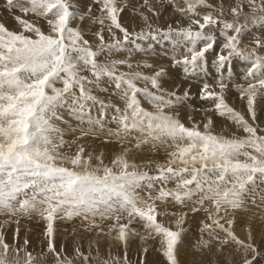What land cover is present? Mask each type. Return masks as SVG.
Masks as SVG:
<instances>
[{
    "label": "snow or ice",
    "instance_id": "6c2138e0",
    "mask_svg": "<svg viewBox=\"0 0 264 264\" xmlns=\"http://www.w3.org/2000/svg\"><path fill=\"white\" fill-rule=\"evenodd\" d=\"M5 7L21 15L19 30L0 23V264H147L150 241L160 264H264V0ZM169 8L179 19L161 25ZM155 45L165 47L167 66L133 60ZM233 91L242 110L228 102ZM185 106L203 119L189 115L186 125L176 111ZM65 110L79 122L71 140L56 124ZM217 118L226 121L219 132ZM89 138L118 147L109 157ZM161 149L163 160L135 159ZM22 220L43 224L40 252L27 235L20 242ZM61 223L74 227L57 246Z\"/></svg>",
    "mask_w": 264,
    "mask_h": 264
},
{
    "label": "rangeland",
    "instance_id": "374dc122",
    "mask_svg": "<svg viewBox=\"0 0 264 264\" xmlns=\"http://www.w3.org/2000/svg\"><path fill=\"white\" fill-rule=\"evenodd\" d=\"M3 1V2H2ZM2 2V3H1ZM212 2H214V3H217L218 2V0H212ZM225 2H226V4L228 3V0H225ZM172 11V9L171 8H169L167 11H165V13H164V15L160 18V20L158 21L161 25H165V23L167 24V21L170 19V20H173V21H175L176 19H178L179 18V16L177 17L176 16V18H175V16H173L172 15V13H170ZM168 13V14H167ZM14 15H21V13H19L18 11H14V12H9L7 9H6V7H5V0H0V23H4L5 24V26L6 27H8L10 30H19V28H18V25H17V23H16V21L14 20ZM124 16H125V14H124ZM169 16V17H168ZM167 17V18H166ZM173 17V18H172ZM29 19H31V17H28ZM154 23H156L157 21H153ZM162 22V23H161ZM174 24V23H173ZM262 33V34H261ZM260 34V37L261 36H263V37H261V38H264V33L263 32H260L259 33ZM250 36V37H249ZM252 36V37H251ZM247 37V38H246ZM245 37V39H246V41L248 40V41H251V40H253L254 38H255V36L254 35H252V34H250V35H248V36H246ZM249 37V38H248ZM88 38H90L91 39V37H88ZM159 47V48H158ZM158 47H157V45H155L154 46V48H155V50L153 51H151L147 56H144L143 54H137V55H135L134 56V58H133V60L134 61H139V60H144V59H147L148 60V62L149 63H155V64H158V65H165V66H167V64L169 63V60H168V56L166 57V56H163V54H162V52L161 51H163L164 49L163 48H165L163 45H158ZM161 49V50H160ZM160 51V52H159ZM166 51V50H165ZM155 53H159V54H161L162 55V57H156V56H152V55H154ZM151 54V55H150ZM156 54V55H157ZM143 56V57H142ZM153 57V58H152ZM164 59V60H163ZM144 71H148V70H144ZM177 83H179V80H177ZM193 84L194 85H197V84H195V83H192L191 84V88H192V92L193 93H196L198 90L196 89V88H198L199 86L197 85V87L195 86V88L193 89ZM141 86H143V85H141ZM166 87H169L170 88V90L172 89V88H174L175 87V85L174 84H171V82L169 83V84H166L165 85ZM189 87V83H184V84H182V86H181V88H180V92H183V90H184V88H188ZM97 95H99L102 99H105V100H108L109 99V97H108V95L107 94H105V93H100V92H97L96 93ZM234 95H237L235 92H231V93H229V96L228 97H231V98H233V99H236L237 100V97H238V95L235 97ZM112 99V101L114 102V103H116V104H118V105H120L121 107L123 106L122 105V102L121 101H119V99L118 98H115V97H112L111 98ZM117 100V101H116ZM230 101H233V100H230ZM191 102V104L194 106V107H196V108H199L200 107V105H199V103L197 102V101H194V103H192L193 101H190ZM239 102V101H238ZM232 104V106L233 107H235L237 110H242V105H241V102H239V104H233V103H231ZM143 106L145 107V108H150V105L147 103V102H144V104H143ZM187 106H185V107H181V108H178V109H176V111H178L179 112V114H180V119H182V122L184 121V123L186 124V125H188V116L189 115H192L193 116V119L194 120H196V121H200V120H202L203 119V113L202 112H199V111H197V112H193L192 111V108H190V107H188V108H186ZM181 109V110H180ZM184 109V110H183ZM187 109V110H186ZM191 110V111H190ZM183 111H186V112H183ZM188 111V112H187ZM65 112L67 113V111L65 110L63 113H62V115L64 116L65 115ZM183 113V114H182ZM188 113V114H187ZM92 114H94V116L95 115H97V111L96 110H94L93 112H92ZM201 115V116H200ZM70 115L68 114V116H67V114L63 117V121L61 120V122H65L64 124H61V123H58V121H57V123H58V125H60V127L61 126H64V125H66V126H64V128L65 127H67V128H65V129H67L66 131H65V129L64 128H61V129H63L64 130V133H66L67 131H69L70 130V132H67V133H69L70 135H72L73 134V136L74 135H76V133H71L72 131H71V128H75V127H78L79 126V123H78V121H76L73 117H69ZM108 116H109V119H110V116H111V111H109V113H108ZM67 117V119H64V118H66ZM201 117V118H200ZM69 118V119H68ZM186 118V119H185ZM67 120L69 121V123H71V124H68V122H67ZM261 120H262V122H264V115H262V117H261ZM59 122H60V120H59ZM72 123L75 125H73V126H70V125H72ZM222 123V124H221ZM224 123H226V121H223V120H221V119H219V118H217L216 119V126H215V131H220L221 130V127H223V125H224ZM67 124H68V126H69V128H68V126H67ZM78 124V125H77ZM221 124V125H220ZM109 126H111V127H115V125H109ZM190 126V125H189ZM219 126V127H218ZM218 128V129H217ZM217 131V132H218ZM66 133V135H68ZM225 134H229V133H225ZM77 135H79V133L77 132ZM89 141H91L90 140V138H89V140H87V141H85L87 144H89L90 145V142ZM96 141V140H95ZM98 141V145L100 146L101 145V147L103 146H105L104 148H107V147H109L111 144H108L107 145V147H106V145H102L101 144V142H99L100 140H97ZM96 141V142H97ZM92 142H94L93 140H92ZM100 143V144H99ZM112 145H114V144H112ZM137 156L138 155H136L135 157V159H136V161L137 162H139V161H142V160H146L145 158L146 157H148L147 159H156V160H163L164 158H165V153H164V150L163 149H161L158 153H156V154H148V153H144V155H141V156H138V158H137ZM143 156H145V158L143 157ZM139 158H141V160H139ZM106 162H108V161H106ZM197 217H199V216H197ZM79 223V221H77L76 222V224H78ZM193 223V221H192V218L190 217L189 218V220H188V225H190V224H192ZM57 227L59 228V232H58V234H57V246H59V243L61 242V240H63L64 238H65V233H64V229L66 228L67 230H68V233H71V230H72V228L74 227V225L73 224H71V223H67V224H64V223H61V224H58L57 225ZM42 228H43V224H40V223H37L36 221H28V220H22L21 221V224H20V241H21V243H22V241H23V238H24V236L25 235H27L28 236V239L30 240V244H33V245H31L30 247H29V250L30 251H33V253L35 254V253H38V252H40L41 251V248H40V240H41V233H42ZM191 228V230L193 229L192 227H190ZM15 229V225H12V228L9 230L10 232H11V230H14ZM68 239L70 240L69 241V244L71 243V237L69 236L68 237ZM9 240H10V237H9ZM38 241V242H37ZM34 242H36V243H34ZM38 243V245H36ZM35 244V245H34ZM187 244V243H186ZM188 245V244H187ZM35 247L34 249L32 248V247ZM70 247V246H69ZM103 248V249H102ZM102 248H101V251H102V253H105V250L104 249H106L105 247H103L102 246ZM117 248V247H116ZM118 249V248H117ZM184 249H188L187 248V246L185 247V246H182V249H181V251L182 250H184ZM37 251V252H36ZM157 251V250H156ZM70 252V251H69ZM140 252V251H139ZM187 252H188V250H187ZM115 254H119V255H123V249L122 248H120V251L118 252V251H116L115 252ZM130 254V255H129ZM139 253H136V254H131L129 251H128V256H129V258L131 259V260H133V261H135L136 259H137V255H138ZM150 255V254H153V253H150V251H148L145 255H146V257H147V255ZM155 254V253H154ZM134 255V256H133ZM148 255V256H149ZM156 255L158 256L159 254H158V252L156 253ZM131 256V257H130ZM151 256V255H150ZM181 256H182V258H184L185 257V254L184 253H181ZM134 257L136 258V259H134ZM159 257H162V256H159ZM158 257V258H159ZM160 259V258H159ZM51 261V257H49V262Z\"/></svg>",
    "mask_w": 264,
    "mask_h": 264
},
{
    "label": "bare ground",
    "instance_id": "6f19581e",
    "mask_svg": "<svg viewBox=\"0 0 264 264\" xmlns=\"http://www.w3.org/2000/svg\"><path fill=\"white\" fill-rule=\"evenodd\" d=\"M3 2V1H2ZM1 2V3H2ZM214 3V2H213ZM226 3V2H225ZM170 13H172V11L170 12ZM168 14V13H167ZM169 17V16H168ZM178 17V16H177ZM124 18L127 20L128 19V13H125V16H124ZM167 18V17H166ZM173 18V17H172ZM175 18H176V16H175ZM179 19V18H178ZM162 23V22H161ZM167 23H175V21H173V20H168L167 21ZM166 24V23H165ZM264 33V32H263ZM262 34V33H261ZM260 35V34H259ZM250 37V36H249ZM248 37V38H249ZM252 37V36H251ZM261 37H263V36H261ZM247 38V37H246ZM90 39V38H89ZM245 42H248V40L246 41V39H245ZM161 46V45H160ZM157 47H158V45H157ZM171 46L169 45V48H170ZM159 48V47H158ZM164 50L163 51H161L162 52V54H163V56H166L167 57V55L165 54L166 53V49L165 48H163ZM154 50H155V48H154ZM153 50V51H154ZM161 50V49H160ZM160 52V51H159ZM154 54V53H153ZM157 53H155L154 55H152V56H156V57H162V55L161 54H157ZM169 54H170V52H169ZM151 55V54H150ZM143 57V56H142ZM134 58V57H133ZM153 58V57H152ZM164 60V59H163ZM170 83V82H169ZM168 83V84H169ZM193 89L195 88V86L197 87V85H194L193 84ZM199 86V85H198ZM197 90H198V88H196ZM191 90H192V88H191ZM181 91V90H180ZM234 92V91H233ZM228 96H229V94H228ZM235 97L237 96V95H234ZM230 100H233V101H230ZM117 101V100H116ZM240 102V100H239V98L237 97V100L236 99H233V98H231V97H228V102L231 104V103H233V104H239V102ZM191 103V102H190ZM192 103H194V101L192 102ZM194 105V104H193ZM200 105V104H199ZM232 105V104H231ZM148 108V107H147ZM186 108H188V107H186ZM150 109V108H149ZM189 109V108H188ZM181 110V109H180ZM184 110V109H183ZM187 110V109H186ZM94 111V110H93ZM191 111V110H190ZM183 112H186V111H183ZM188 112V111H187ZM67 114V116H68V112L66 113L65 112V115ZM183 114V113H182ZM188 114V113H187ZM64 115V116H65ZM94 115V114H93ZM63 116V117H64ZM201 116V115H200ZM70 117V116H69ZM181 118V117H180ZM201 118V117H200ZM64 119H67V117L66 118H64ZM69 119V118H68ZM186 119V118H185ZM182 120V119H181ZM62 121H63V119H62ZM70 121V120H69ZM69 121L67 120V122H68V124H71V123H69ZM71 122V121H70ZM184 122V121H183ZM58 123H61V124H64L65 122H61V120H60V122L58 121ZM58 123H57V121H56V124H57V126L58 127H60V125H58ZM79 123V122H78ZM66 124V123H65ZM68 124H67V126H68ZM222 124V123H221ZM220 124V125H221ZM74 124L72 123V125H70V126H73ZM78 125V124H77ZM64 126H66V125H64ZM64 126H61L60 128H64ZM75 126V125H74ZM219 127V126H218ZM65 128H67V127H65ZM64 128V129H65ZM68 128H69V126H68ZM222 128V127H221ZM70 129V128H69ZM218 129V128H217ZM67 129H65V131H66ZM218 131V130H217ZM67 132H70V130L69 131H67ZM66 132V133H67ZM219 132V131H218ZM66 133H65V139L66 140H71L72 138H73V134L72 135H70L69 133H67L68 135H66ZM71 133H73V132H71ZM76 135H77V133H76ZM89 140V139H88ZM90 140L91 141H89L90 142V145L92 146V147H96L97 148V150H101V149H103L106 153H108V156L110 157V155H111V153L118 147L117 145H110L109 147H107V145H106V147L107 148H104L103 146L101 147V145L99 146L97 143H98V141L96 142V141H94V142H92V139L90 138ZM100 142V141H99ZM84 143H86L85 141H84ZM100 144V143H99ZM146 153H148V154H152V153H150V152H146ZM141 155H144V153H141V154H138V156H141ZM138 156H137V158H138ZM144 158H145V156H143ZM136 158V157H135ZM148 157H146L145 159H147ZM139 160H141V158H139ZM106 161H108L107 160V158H106ZM105 161V162H106ZM140 162V161H139ZM138 162V163H139ZM107 163V162H106ZM192 218V221H193V223L192 224H190V225H188V226H190V227H192L193 229L188 233V235L185 237V247L187 246V244L189 245L190 243H192V242H194L195 241V239L197 238V234H196V230H197V227H198V222H199V220H200V218L201 217H191ZM188 223V222H187ZM12 231V230H11ZM85 239H87V236H85ZM257 239H259V231H257ZM70 241V240H69ZM21 242V241H20ZM38 242V241H37ZM22 243H23V241H22ZM34 243H36V242H34ZM40 243V242H39ZM187 243V244H186ZM31 245H33V244H30V246ZM35 245V244H34ZM36 245H38V243L36 244ZM29 246V247H30ZM69 251H71V243L69 244ZM36 247V246H35ZM34 246L32 247L33 249L35 248ZM103 247H105L106 249H107V245L105 244V245H103ZM148 247H149V251H150V253H153V254H148L147 255V257H146V259H147V264H160V262H161V260H162V257H159V256H161V254L158 252V251H156V246L150 241L149 242V244H148ZM118 248V249H117ZM113 247L112 249H111V251L113 252V254H115V252L116 251H120V248L119 247ZM141 248H142V246H141V243H140V241L137 239V240H135V241H133L132 242V244H131V246H130V248H129V252L132 254H136V253H140L139 251L141 250ZM103 249V248H102ZM106 249H104L105 250V252H106ZM182 249V248H181ZM35 250V249H34ZM187 250L188 249H184V250H182L181 251V253H184L185 254V257L184 258H182V256H181V259L182 260H186V259H188L189 258V252H187ZM37 252V251H36ZM158 252V256L156 255V253ZM155 253V254H154ZM130 255V254H129ZM134 256V255H133ZM138 256V255H137ZM131 257V256H130ZM160 259H159V258ZM134 259H136L135 257H134Z\"/></svg>",
    "mask_w": 264,
    "mask_h": 264
}]
</instances>
